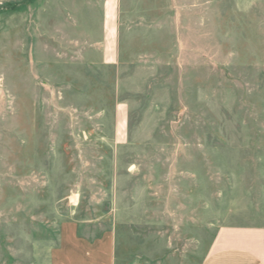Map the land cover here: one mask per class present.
Wrapping results in <instances>:
<instances>
[{
	"label": "rangeland",
	"instance_id": "1",
	"mask_svg": "<svg viewBox=\"0 0 264 264\" xmlns=\"http://www.w3.org/2000/svg\"><path fill=\"white\" fill-rule=\"evenodd\" d=\"M69 225L147 264L264 226V0H0V264Z\"/></svg>",
	"mask_w": 264,
	"mask_h": 264
},
{
	"label": "crops",
	"instance_id": "2",
	"mask_svg": "<svg viewBox=\"0 0 264 264\" xmlns=\"http://www.w3.org/2000/svg\"><path fill=\"white\" fill-rule=\"evenodd\" d=\"M118 230V227H113L103 236L90 241L79 237L76 227L65 226L60 247L51 251L52 264H65L58 255L67 250L64 245L67 239L73 241L71 251H76L74 254L79 257L72 258L75 261L72 260L70 264H147L133 258V254L126 249L127 244L120 241ZM84 248L94 251L89 256H93L92 258L83 259L81 251ZM88 255L89 252H86V256ZM201 264H264V226L220 227Z\"/></svg>",
	"mask_w": 264,
	"mask_h": 264
}]
</instances>
